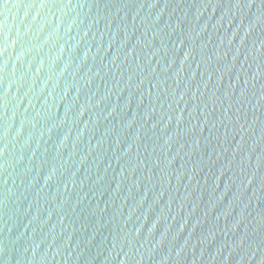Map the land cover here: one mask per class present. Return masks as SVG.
<instances>
[{"label": "water", "instance_id": "95a60500", "mask_svg": "<svg viewBox=\"0 0 264 264\" xmlns=\"http://www.w3.org/2000/svg\"><path fill=\"white\" fill-rule=\"evenodd\" d=\"M0 264H264V0H0Z\"/></svg>", "mask_w": 264, "mask_h": 264}]
</instances>
